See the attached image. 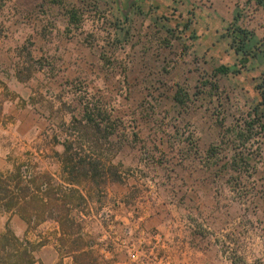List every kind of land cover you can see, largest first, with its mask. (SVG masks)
Listing matches in <instances>:
<instances>
[{
	"label": "rangeland",
	"instance_id": "374dc122",
	"mask_svg": "<svg viewBox=\"0 0 264 264\" xmlns=\"http://www.w3.org/2000/svg\"><path fill=\"white\" fill-rule=\"evenodd\" d=\"M64 4L81 12L79 30L48 0H0V173L18 167L63 190L54 152L76 139L83 103L97 104L115 131L97 143L106 176L76 186L93 203L74 208L85 264H139L129 253L148 264H264L263 132L245 149L230 133L259 104L264 61L242 66L229 36L239 27L264 44V11L250 0ZM220 65L238 73L216 75ZM54 223L0 213V236L9 228L27 241L34 264H75Z\"/></svg>",
	"mask_w": 264,
	"mask_h": 264
},
{
	"label": "trees",
	"instance_id": "16d2710c",
	"mask_svg": "<svg viewBox=\"0 0 264 264\" xmlns=\"http://www.w3.org/2000/svg\"><path fill=\"white\" fill-rule=\"evenodd\" d=\"M50 5H58L65 8L64 0H48ZM264 11V0H250ZM1 6V5H0ZM67 25L71 30H79L82 26L83 16L79 9L65 8ZM238 18L236 17L235 20ZM232 48L234 52L241 56L242 66L250 59L264 61V44L255 41L251 32L239 27L230 29ZM106 62H108L105 59ZM241 66V65H240ZM229 66L220 65L215 69V74L226 76L237 74ZM19 78V77H18ZM21 81L22 78H19ZM209 84V83H206ZM211 87L215 90V84ZM259 104L249 113V120H243L234 125L232 133L237 146L246 148L250 140L255 139L263 132L264 136V74L260 78V84L256 87ZM187 95L181 91H176L173 101L180 108L185 106ZM81 127L76 128V139L72 135L65 137L60 145L63 147L61 153L54 152V155L61 166V173L66 177L64 180L67 186L57 189L51 186V179H43V176L25 177L21 169L16 167L13 171L0 173V213H14L22 218L27 224L38 223L46 220H53L59 226L60 236L58 238L64 250H70L75 264H85L84 254L80 253V248L76 247L75 238L80 236L82 226L76 224V214L74 208L80 207L87 202L76 186L82 181H89L99 185L102 177L106 176L102 159L96 153L97 143L100 137L105 140L114 134L115 126L108 113H105L101 106L94 103H83L82 115L79 121ZM77 142L86 144L88 151L82 148H75ZM210 155L213 149L209 150ZM213 156V154H212ZM233 164L236 165L235 159ZM240 164H246L244 159H240ZM80 217V216H79ZM81 219L84 217H80ZM65 238L71 242L67 247ZM20 244L21 248L18 247ZM14 245V246H13ZM27 246V247H26ZM27 241L21 242L13 236L9 228L0 236V264H34L32 250ZM69 246V245H68ZM88 247L92 245L88 243ZM79 253V254H78ZM75 254V255H74ZM88 254V253H85ZM231 264H245L243 260L232 257Z\"/></svg>",
	"mask_w": 264,
	"mask_h": 264
},
{
	"label": "built area",
	"instance_id": "2783aa9c",
	"mask_svg": "<svg viewBox=\"0 0 264 264\" xmlns=\"http://www.w3.org/2000/svg\"><path fill=\"white\" fill-rule=\"evenodd\" d=\"M129 256L131 257V259H132V261L133 262H137V263H139V264H148V262H150V261H148V260H143V259H140L139 260V257H137V256H135V255H130V253H129ZM141 260H143V261H141Z\"/></svg>",
	"mask_w": 264,
	"mask_h": 264
},
{
	"label": "crops",
	"instance_id": "0c3cea01",
	"mask_svg": "<svg viewBox=\"0 0 264 264\" xmlns=\"http://www.w3.org/2000/svg\"><path fill=\"white\" fill-rule=\"evenodd\" d=\"M58 163H59V162H58ZM59 164H60V163H59ZM80 192H81V191H80ZM81 193H82V192H81ZM87 202H88V201H87ZM87 202H86V203H87ZM86 203H85V206H86ZM88 204L91 205V204H93V203L90 204V203L88 202ZM89 207H90V209H91V206H89ZM87 208H88V206H87ZM81 216H82V215H81ZM86 216H87V215H86ZM54 224H56V223H54ZM56 226H57V224H56Z\"/></svg>",
	"mask_w": 264,
	"mask_h": 264
}]
</instances>
